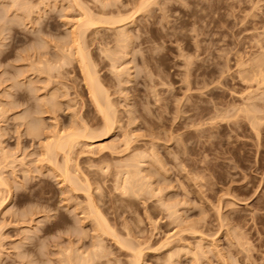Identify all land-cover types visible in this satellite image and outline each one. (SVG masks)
<instances>
[{
    "label": "rangeland",
    "instance_id": "374dc122",
    "mask_svg": "<svg viewBox=\"0 0 264 264\" xmlns=\"http://www.w3.org/2000/svg\"><path fill=\"white\" fill-rule=\"evenodd\" d=\"M140 1L0 0V264H264V0Z\"/></svg>",
    "mask_w": 264,
    "mask_h": 264
},
{
    "label": "bare ground",
    "instance_id": "6f19581e",
    "mask_svg": "<svg viewBox=\"0 0 264 264\" xmlns=\"http://www.w3.org/2000/svg\"><path fill=\"white\" fill-rule=\"evenodd\" d=\"M148 0H143V2L145 3V2H147ZM141 3H143L142 1H140ZM140 3V4H141ZM142 6V5H141ZM135 11H137V10H135ZM91 12V11H90ZM83 14H84V12H83ZM82 15V14H81ZM85 15V14H84ZM87 15V14H86ZM95 18H96V16H94ZM100 17V16H99ZM112 17H113V19H112ZM111 17V19L112 20H116V17H114V16H112ZM132 17V16H131ZM102 18V17H101ZM128 18V17H127ZM103 19V18H102ZM102 19H94L91 15L90 16H86V17H84L83 19H81V20H79L78 21V24H77V27H76V29H74V31H72V34H71V40L72 41H70V42H72V45H74V58L77 60V63L79 64V67H80V70H81V73H82V77H83V79H84V82H85V87H86V89H87V92H88V94H89V98H90V100H91V103L93 104V106H94V109L96 110V112L100 115V117H101V120H102V129L98 132H96V133H94L95 131H92L93 129H91V130H89L90 131V135H88V133L86 134V133H84L83 131H84V128L85 127H83V129H82V131H81V133H77V132H67L66 131V133L64 132V133H62V131H60L61 133H59V134H55V136L53 137V138H51V141H49V143H48V145L46 146L47 148L45 149V151H46V153H47V151L48 150H53L54 152L55 151H60V152H62L63 153V155H64V159H65V165L63 166V165H61L62 167L61 168H64L65 167V169H63L64 171V178H66V179H68L69 181H70V178H69V176L71 177V175H69V171H68V166H69V163H68V161H69V157L71 158V156H70V152H72L71 151V149L73 150V148L75 147V145H77L78 144V141L79 140H81V138L83 139H85V140H91L90 142H93L92 140L94 139H96V138H100V136H103V135H105V134H107V133H109L110 131H111V128H113L112 127V123H113V121L114 120H112L113 118H112V116L114 115V112H113V115H112V112L111 111H113V108L110 110V108H111V106H112V104H110V102H109V100H108V95H106V92L103 90L104 89V87H103V89H102V86L100 85L101 84V82L100 81H98V79H97V74H96V72H94L95 71V69L92 67L93 65L90 63L89 64V58L87 57V55H86V51L84 50V48L82 47V41L80 40L82 37V32L84 33V31L87 29V28H98V26H100V25H104V24H111V23H109V21L108 20H102ZM105 19V18H104ZM111 20V21H112ZM121 21V20H120ZM113 22V21H112ZM112 25V24H111ZM123 34V33H122ZM126 36V35H125ZM69 45H71V44H69ZM68 47H70V46H68ZM67 47V48H68ZM70 48H68V50H69ZM66 53H67V51H66ZM72 54V55H73ZM68 56L70 55V57H72L71 56V53L69 54V52H68V54H67ZM264 60V59H263ZM91 62V61H90ZM247 64V63H246ZM47 65V64H46ZM48 67H50V66H48ZM55 67V66H54ZM53 68V67H52ZM251 68V67H250ZM116 69V68H115ZM48 70H49V68H48ZM261 70V69H260ZM259 70V71H260ZM262 71V70H261ZM260 71V72H261ZM264 72V71H263ZM96 74V75H95ZM263 75V74H262ZM253 77H254V75H253ZM257 77V76H256ZM99 78V77H98ZM263 78V77H262ZM100 82V83H99ZM261 82V81H260ZM264 83V82H263ZM260 84V83H259ZM259 86V85H258ZM263 94V93H262ZM256 97V96H255ZM253 99V98H252ZM247 108V107H246ZM247 114H248V112H247ZM252 115V114H251ZM254 115V114H253ZM247 117V116H246ZM254 118V117H253ZM257 122V121H256ZM115 123V122H114ZM113 123V124H114ZM86 125V124H85ZM253 126V125H252ZM87 128H85V130H86ZM255 130V129H254ZM86 131H88V130H86ZM88 131V132H89ZM50 136V135H49ZM49 139V138H48ZM88 142V141H87ZM128 144V142L126 143V145ZM89 145V144H88ZM128 146V145H127ZM126 146V147H127ZM102 148V147H101ZM104 148V147H103ZM48 149V150H47ZM52 151V152H53ZM49 152V151H48ZM51 152V153H52ZM54 154V153H53ZM53 154H51V156H50V154L48 153L46 156H50V157H52L53 156ZM45 155V154H44ZM69 155V156H68ZM53 158H54V156H53ZM51 159V158H50ZM49 159V160H50ZM63 159V160H64ZM71 160V159H70ZM76 160V159H75ZM138 161V160H137ZM54 162V161H53ZM52 162V163H53ZM56 162V161H55ZM54 162V163H55ZM71 163V162H70ZM127 163V162H126ZM138 163V162H137ZM62 164H63V162H62ZM68 165V166H67ZM55 166V165H54ZM70 167V166H69ZM137 169V168H136ZM139 169V168H138ZM75 170H77V169H75ZM137 171V170H136ZM135 171V172H136ZM139 171V170H138ZM134 172V173H135ZM62 174V175H63ZM124 174V173H123ZM138 174V173H137ZM136 174V175H137ZM73 175H75V174H73ZM123 176L124 175H122V179H125V178H123ZM62 177V178H63ZM73 177V176H72ZM76 178V177H75ZM120 178V177H119ZM73 179V178H72ZM71 179V180H72ZM146 179V178H145ZM76 181H77V183H78V179L76 178L75 179ZM66 181V180H65ZM73 181V180H72ZM126 180H124V182H125ZM75 182V181H74ZM122 182V181H121ZM124 182H122L123 184H124ZM127 182H129V180L127 181ZM147 182V181H146ZM119 183H120V181H119ZM140 183V182H139ZM2 184V181L0 180V185ZM7 184V183H6ZM81 184V183H80ZM123 184H121L122 186H123ZM87 185V184H86ZM121 185L119 184V186L121 187ZM126 185V184H125ZM124 185V186H125ZM127 185H128V183H127ZM150 185V184H149ZM72 186V185H71ZM124 186H123V190H126V189H124ZM74 187H76V185H74ZM86 187V186H85ZM126 187V186H125ZM128 187H130L129 185H128ZM77 188H79V187H77ZM81 188V187H80ZM122 188V187H121ZM84 189V188H83ZM128 189V188H127ZM72 190V189H71ZM74 190H76V189H74ZM73 190V191H74ZM84 191V190H83ZM132 191V190H131ZM85 194H86V189H85ZM89 192V191H88ZM122 192V191H121ZM126 192H127V190H126ZM151 193V192H150ZM90 194H91V192H90ZM86 197H88L87 195H86ZM91 197H92V195H91ZM89 198L88 197V204H89V201H90V206H88V207H91V208H93V211H94V214H95V216H97V220H96V223H97V225H99V223H100V225L102 224V225H106L107 223L105 222V219H104V217H103V215L100 213V211L99 210H97V205H96V203H94V200L92 199V198ZM87 200V199H86ZM169 207H171V206H169ZM167 208V207H166ZM172 208V207H171ZM92 213V212H91ZM172 213V212H171ZM94 221H95V219H94ZM107 221V220H106ZM99 225V226H100ZM101 225V226H102ZM196 228V227H195ZM102 229V228H101ZM103 229H105L104 227H103ZM110 229V228H109ZM108 229V224H107V230H109ZM110 230H112V229H110ZM105 231V230H104ZM103 231V232H104ZM102 232V233H103ZM109 233H110V231H108ZM104 233H106V232H104ZM112 233V232H111ZM116 238H118V237H116L115 236V238L114 239H116ZM117 241L119 240V242H117L118 243V245L120 244V246L122 245V244H124L123 243V241H122V244H121V241H120V239H116ZM116 240H114V241H116ZM116 243V242H115ZM126 245H124V246H122V247H125ZM137 247V246H136ZM127 248H129V247H127ZM132 249V248H131ZM130 249V250H131ZM138 249V248H137ZM132 250H134V249H132ZM139 251V250H138ZM141 252V251H140ZM139 252V253H140ZM132 253H134V252H132ZM135 253H136V251H135ZM134 253V254H135ZM138 253V255H140ZM133 255V254H132ZM137 255V254H136ZM135 256V255H134ZM137 257H140V256H137ZM137 257H133L132 256V258H134V261H132L133 262V264H137L138 263V258ZM140 262V261H139Z\"/></svg>",
    "mask_w": 264,
    "mask_h": 264
}]
</instances>
